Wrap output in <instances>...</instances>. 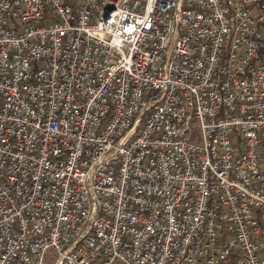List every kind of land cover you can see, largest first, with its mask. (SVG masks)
I'll use <instances>...</instances> for the list:
<instances>
[{"label": "built area", "instance_id": "2783aa9c", "mask_svg": "<svg viewBox=\"0 0 264 264\" xmlns=\"http://www.w3.org/2000/svg\"><path fill=\"white\" fill-rule=\"evenodd\" d=\"M116 261L264 264V0H0V264Z\"/></svg>", "mask_w": 264, "mask_h": 264}, {"label": "rangeland", "instance_id": "374dc122", "mask_svg": "<svg viewBox=\"0 0 264 264\" xmlns=\"http://www.w3.org/2000/svg\"><path fill=\"white\" fill-rule=\"evenodd\" d=\"M54 256H55V250L53 248L49 249L46 255V263H52L54 260ZM114 264H123V263L120 261H116Z\"/></svg>", "mask_w": 264, "mask_h": 264}]
</instances>
